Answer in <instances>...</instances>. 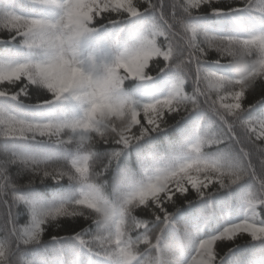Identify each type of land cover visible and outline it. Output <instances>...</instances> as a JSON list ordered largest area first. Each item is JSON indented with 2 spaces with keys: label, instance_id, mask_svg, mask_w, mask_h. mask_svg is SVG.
Listing matches in <instances>:
<instances>
[{
  "label": "snow or ice",
  "instance_id": "6c2138e0",
  "mask_svg": "<svg viewBox=\"0 0 264 264\" xmlns=\"http://www.w3.org/2000/svg\"><path fill=\"white\" fill-rule=\"evenodd\" d=\"M0 264H264V0H0Z\"/></svg>",
  "mask_w": 264,
  "mask_h": 264
}]
</instances>
